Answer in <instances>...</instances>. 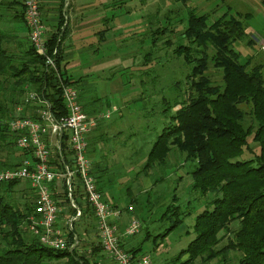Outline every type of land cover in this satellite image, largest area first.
Segmentation results:
<instances>
[{"label":"trees","instance_id":"trees-1","mask_svg":"<svg viewBox=\"0 0 264 264\" xmlns=\"http://www.w3.org/2000/svg\"><path fill=\"white\" fill-rule=\"evenodd\" d=\"M10 1L13 5L21 0ZM187 1L177 2L185 5ZM21 4L24 17V5ZM21 16L17 17L18 23ZM63 24L64 20L61 26ZM245 30L240 21L227 19L226 15L208 25L207 16L188 9L186 27L181 32L186 45L178 44L173 51L177 57L183 58L184 66L189 69L187 94L179 95L173 106L164 100L166 110L178 105L179 108L171 114L168 124L157 136L143 171L165 165L169 153L176 148L185 154L186 161L196 164L191 173L193 191L202 197L211 195L212 200L195 217L193 240L170 264H194L197 260L199 264L215 260L220 264L231 263L230 256H236L234 261L237 264H264V79L260 66L249 70V62L240 63L241 54L233 49L235 43L248 38ZM64 35L65 28L63 32L58 29L48 39L49 54L56 50L55 67L51 69L44 57L29 45L18 44L13 50L4 47L2 42H8V39L0 34V170L15 169L30 158L29 152L15 150L17 135L7 129V123L13 119L12 111L20 103L27 111H35L23 117L37 119V107L25 101L28 93L45 99L55 119L66 116L60 84L76 86L77 83L63 67L61 44ZM147 60L145 56L144 65ZM210 66L222 71L220 85L213 84L205 75ZM178 84L179 81L174 82L173 92L180 90ZM182 97L186 99L181 101ZM242 105L250 108L248 115L253 122L248 126L245 125L247 114L240 108ZM250 139L259 147V154L243 159ZM60 144L64 153L65 136ZM51 157V169L62 171L63 161L54 149ZM63 160L68 163L66 157ZM21 183L0 184V264H44L47 260L66 258L69 264H98L80 254L82 240H86L85 236L95 228L89 207L79 202L82 217L73 223L78 246L71 252L50 250L40 244L27 227L34 214L33 190L29 188V194H18L20 202L13 197L15 188ZM54 199L61 211L66 209L67 217L75 214L66 193L54 195ZM60 216L64 217L63 214ZM180 223L181 220L174 221L154 240H164ZM82 226L89 230H81ZM149 237L147 234L146 238ZM69 241L73 242L72 235ZM141 245L128 247L122 243V247L134 255H138ZM96 253L102 255L99 246L92 249V256Z\"/></svg>","mask_w":264,"mask_h":264},{"label":"rangeland","instance_id":"rangeland-1","mask_svg":"<svg viewBox=\"0 0 264 264\" xmlns=\"http://www.w3.org/2000/svg\"><path fill=\"white\" fill-rule=\"evenodd\" d=\"M84 1L87 6L92 2H97V7L98 4L101 5L102 9L99 10L98 7L97 13L102 12V22L98 30L103 43L96 45V53L79 57L80 63L86 64L82 67L89 69L81 72L79 69L71 75L73 79L81 77L91 84L85 89L77 84L75 87L78 94L82 90L85 93L84 98L96 101L95 108L99 112L106 113L110 110L109 120L103 122L121 123L120 130L125 138H119L120 145H126L123 153L127 159H119L118 152L122 153V146L119 148L118 143H111V137L105 138V142L110 143H105L106 146H103L101 152V167L108 168L103 177L106 183L104 192L120 209H126L132 203L134 211L126 217L141 224L140 233L131 238L133 245L142 243L138 255H149L152 264H170L193 240L195 217L201 214L207 203L212 200L211 195L202 197L193 191L191 173L196 164L186 161L185 154L176 148L169 153L165 165L143 171L157 136L168 124L171 114L179 108L178 105L169 111L166 110L164 100L173 106L179 95L187 94L186 75L189 69L184 66L183 58L177 57L173 51L178 44L186 45L181 32L186 27L188 9L197 15L207 16L208 25L224 15L227 19L229 17L240 21L250 35L235 43L233 49L241 54L240 63L249 62V70L260 66L264 79V2L188 0L183 5L177 2L179 0ZM76 49L79 50L78 47ZM145 56L149 60L144 65ZM205 75L213 84L222 83L221 70L210 66ZM176 81H179L177 89L180 90L173 92V84ZM184 99L186 97H182L181 101ZM113 107L116 111H112ZM240 108L247 114L245 125L252 124L253 121L248 115L250 108L245 105ZM34 112L27 111L20 103L14 107L12 118L32 115ZM248 144L243 159H251L259 154V147L253 144L251 139ZM110 147L114 149V158H111ZM14 148L18 151L16 142ZM87 158L89 159L88 155ZM113 161L114 163H111ZM29 188L22 182L15 188L13 197L20 202L18 194H29ZM178 220H181L180 225L164 240H154V237L163 235L174 221ZM147 234L150 235L148 239ZM87 236L80 245V254L88 257L92 263L99 264L101 255L96 253L92 256V249L98 245L91 233ZM103 257L105 258L104 254ZM230 258L231 263L222 264H237V261H234L236 256ZM184 259L185 257L182 258ZM108 262L107 264H113ZM199 263L197 260L194 264ZM44 264L69 262L67 258L53 259L45 261ZM209 264L220 263L215 260Z\"/></svg>","mask_w":264,"mask_h":264},{"label":"built area","instance_id":"built-area-1","mask_svg":"<svg viewBox=\"0 0 264 264\" xmlns=\"http://www.w3.org/2000/svg\"><path fill=\"white\" fill-rule=\"evenodd\" d=\"M41 4L42 0H23L27 42L52 69L55 67L56 50L49 54V37L42 20ZM60 89L66 116L55 119L50 104L31 92L25 101L37 107V119L17 117L7 123L8 131L17 135V148L29 152L30 158L15 169L0 170V184L11 181L29 184L35 194V205L27 227L30 234L46 248L71 252L78 246L73 223L82 217L81 202L93 213V237L108 261L113 264H152L149 255H134L122 247V243L140 233L141 224L131 218L125 227H120L122 210L104 199L87 158L88 137L101 120L110 118V111L97 116L88 115L81 106L75 86L60 84ZM63 136L66 137L64 153L60 144ZM52 149L63 161L62 171H54L50 167ZM64 157L68 163L64 162ZM62 192L66 193L75 214L60 223L62 211L54 195ZM124 210L127 213L134 211L132 206ZM70 235L73 242L69 241Z\"/></svg>","mask_w":264,"mask_h":264},{"label":"crops","instance_id":"crops-1","mask_svg":"<svg viewBox=\"0 0 264 264\" xmlns=\"http://www.w3.org/2000/svg\"><path fill=\"white\" fill-rule=\"evenodd\" d=\"M18 2L15 1V4L12 5L10 0H0V34L3 36L6 35L4 37L8 39V42H4L3 40L2 44L4 47H11L12 50L15 49V45L18 44H23L26 47L28 45L27 30L22 10L23 6L21 4V2L23 3V0ZM96 3L97 2H92L90 6H87V2L84 0H42L41 4L42 20L48 37L50 38L53 34H56L58 29H61L63 32L65 28V35L61 44L63 67L71 80H74V82L77 83V86H81L84 89L91 86V84L86 79L81 77L73 79L71 73L76 72L79 69L80 72L84 69H89L87 67H82L86 64L83 65V63H80V58L84 55L96 53L98 50L96 45L103 43V40L100 37V30H98V26L102 22V12L99 11L97 13L98 7L99 10L102 8L100 4H98L97 7ZM20 14L22 15V18L20 19V23H18L17 21L19 19L17 17H19ZM62 20H64L63 26H61ZM245 33L247 36L250 35L248 30H246ZM77 47L79 50L76 49ZM84 95V91L81 90V93L79 92V99L84 112L91 116L100 115L102 112H99V110L95 108L96 101H92L88 97L84 98ZM112 111H116V108L113 107ZM112 111L111 113H113ZM108 120H101L97 128L89 135L87 155L89 156V161L91 163V172L96 180L98 179V187L102 189L104 199L112 206L120 209L118 205H115L110 197L104 192V185L106 183L104 182L103 177L107 173L108 168L106 167L107 169H104L101 167V152L103 146H106L105 143H110V141L105 142V138L111 137V143L114 141V144L118 143L117 146L119 148L122 146V153L118 152L119 159H127L126 154L123 153L126 145L125 143L124 145H120L119 140L120 137L121 139H124L125 137L123 132L120 130V127L122 126L121 123L117 124L112 121L103 122ZM110 155L111 158H114V149L111 147ZM111 163H114V161ZM148 185H150V183ZM123 208L124 207L121 209L122 216L119 222L121 228L125 227L129 221L126 217L128 213H125ZM62 214L64 217H67L66 209L63 208L61 215ZM64 217L60 216V223L65 221ZM80 229L85 230L87 228L82 226ZM90 233L92 232H89V234ZM124 243L128 247L136 245H133V240L131 238L126 240ZM107 263H109L108 260L104 258L102 254L99 259V264Z\"/></svg>","mask_w":264,"mask_h":264}]
</instances>
